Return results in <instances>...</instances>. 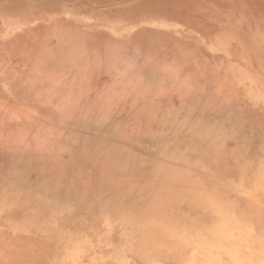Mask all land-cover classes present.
Wrapping results in <instances>:
<instances>
[{
  "label": "rangeland",
  "instance_id": "1",
  "mask_svg": "<svg viewBox=\"0 0 264 264\" xmlns=\"http://www.w3.org/2000/svg\"><path fill=\"white\" fill-rule=\"evenodd\" d=\"M146 4L0 42V264H264V0Z\"/></svg>",
  "mask_w": 264,
  "mask_h": 264
},
{
  "label": "crops",
  "instance_id": "2",
  "mask_svg": "<svg viewBox=\"0 0 264 264\" xmlns=\"http://www.w3.org/2000/svg\"><path fill=\"white\" fill-rule=\"evenodd\" d=\"M149 1V0H148ZM147 0H0V42L22 34L66 26L86 34L102 32V26L134 24ZM127 13V14H126ZM128 15V16H127ZM127 16V17H126ZM101 28V29H100ZM108 33L107 30H103Z\"/></svg>",
  "mask_w": 264,
  "mask_h": 264
},
{
  "label": "bare ground",
  "instance_id": "3",
  "mask_svg": "<svg viewBox=\"0 0 264 264\" xmlns=\"http://www.w3.org/2000/svg\"><path fill=\"white\" fill-rule=\"evenodd\" d=\"M177 171V170H176ZM157 172V171H156ZM156 172L154 173V174H156ZM161 172H163V171H161ZM160 172V173H161ZM175 172V171H174ZM158 173V172H157ZM162 175L164 174V172L163 173H161ZM175 174H176V172H175ZM160 175V174H159ZM159 175H158V177H159ZM164 176V175H163ZM161 178V177H160ZM174 178V177H173ZM175 179V178H174ZM157 186V185H156ZM4 195H6V194H4ZM18 208H16V210H17ZM14 214V213H13ZM12 214V215H13ZM19 214V213H18ZM2 225V224H1ZM109 228V227H108ZM248 237V236H247ZM111 253L113 254V256H115L116 255V257L115 258H117L116 260H118V261H120L121 263H123V264H127V260L124 258V255H123V253H121V252H119V251H111ZM239 255V254H238ZM238 257H240V256H238ZM242 257V256H241ZM244 257V256H243ZM238 259V258H237ZM240 259V258H239ZM247 259H248V257H247ZM250 259V258H249ZM248 259V260H249ZM252 259V258H251ZM250 261H252V260H250ZM65 264H67V263H65ZM250 264V263H249Z\"/></svg>",
  "mask_w": 264,
  "mask_h": 264
}]
</instances>
